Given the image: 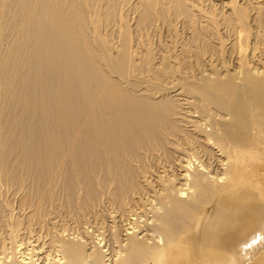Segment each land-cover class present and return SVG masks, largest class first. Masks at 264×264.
I'll return each mask as SVG.
<instances>
[{
    "label": "bare ground",
    "instance_id": "obj_1",
    "mask_svg": "<svg viewBox=\"0 0 264 264\" xmlns=\"http://www.w3.org/2000/svg\"><path fill=\"white\" fill-rule=\"evenodd\" d=\"M101 1L88 21L103 15ZM191 1V17L170 20L191 38L194 24L216 29L239 66L226 80L201 67L158 76L166 48L156 55L143 37L169 23L160 0L118 2L139 14L133 42L117 24L98 34L83 25L85 0H0V30L21 32L0 60V264H244L264 254V43L247 51L233 0ZM238 1L252 17L264 8ZM248 53L256 66L243 67Z\"/></svg>",
    "mask_w": 264,
    "mask_h": 264
},
{
    "label": "rangeland",
    "instance_id": "obj_2",
    "mask_svg": "<svg viewBox=\"0 0 264 264\" xmlns=\"http://www.w3.org/2000/svg\"><path fill=\"white\" fill-rule=\"evenodd\" d=\"M86 2L85 3H82L81 2V6L79 5V8H81L80 10L82 11V12H80V10H78V13H79V15L80 16H82V20H83V25L84 24H88V29L89 30H92V29H94V31H95V33L96 34H98V32H100V30L101 29H103V27H104V25L106 24V23H104V22H106V21H108V22H111V23H113V24H117L118 26V31H120L121 29V32H118V35L120 34V37L123 39L122 41H126V40H124V39H131V41L133 42V40H134V36H136V35H141V29H140V27H139V22H138V17H139V14H136L135 15V13H133V12H130L129 14H126L125 12L123 13V10H122V4H119L118 2H120L121 0H100L101 2H102V4L100 3V7H102L101 8V12H102V14L103 15H100V14H96V15H94V14H92L91 16H89L90 17V19H91V21H88L86 18H87V13L88 12H90V11H92V7L94 6V4H95V2H96V0H85ZM175 1H177L176 2V8L175 7H173V4H172V2H169L168 4L166 3V2H163V0H160V6H161V8H160V10L162 9V7L164 8V9H162L161 11H162V13H160V10H158V8H159V3H156V7L157 8H155L154 9V11H155V13H154V17H155V19H161L160 17L161 16H159V15H157V14H159L160 13V15L162 14V18L164 19V20H166V21H168L169 23H167V25H164L163 27L162 26H159V30H157V31H153V30H151V28H149L148 30H149V32L147 33L148 35H146V37H143L144 39L146 38V40H145V44H146V46H148L147 48L149 49V50H153V52L156 54L157 52H158V54L161 52L162 53V51H159V50H165V48H166V50L162 53L163 54V56H161L162 54H160V59L162 58V60L160 61L161 62V64L163 65V63L165 64V65H161L160 64V66H162L161 68H163V69H165V70H163V71H161V69H160V71H159V68H158V73L159 74H161V72H162V74L161 75H159L158 74V76H160V78L163 76V78L164 79H168V78H170V77H176V74L175 73H177V76H179L180 75V72L182 73V71H185L186 69L187 70H189V72H191L190 70H192L191 68H193V70L195 71V73L193 72V70H192V72L194 73V75H193V73H192V77L193 76H195L196 77V74H197V72L199 71V69H200V67L202 68V69H206V71H205V79H206V76H207V78L211 75V78H213L214 76H218V75H216V74H219V77L221 78V79H223V80H226L227 78V76H226V70L228 71L227 72V75L228 76H230V77H232L233 75H234V71H236V68L238 69L239 68V66L237 67V65H235V61H233V58L229 55V51H226V50H224L223 49V46L221 45V44H218V46H216L217 45V43L218 42H216V39H214L213 37V35L212 34H210V33H213L214 32V30H215V32H216V29L214 28V27H207V30H206V28H205V34L203 33V31H200L199 29H200V26L198 25V24H194L195 26V28H193V31H195V30H197V31H195L196 33H198V35H196V33L195 32H193L194 34H192L193 36H192V38L194 37V38H196V39H192L191 38V36H188L187 34H185V32L183 31L184 29L181 27L180 28V24H176V22H172L170 19L172 18V20H173V17L174 16H176V14H181V15H183V16H186V17H191L193 14H194V12L195 11H193V10H195L194 9V7H191V5H190V3H192V1L191 0H175ZM186 1H187V3H186ZM216 1V0H215ZM103 2H105V4L103 3ZM112 2H113V4H112ZM163 2V3H162ZM202 2H204L203 0L201 1V0H199L197 3L199 4V8H201V7H203V4H200V3H202ZM111 4V6L109 5V4ZM178 3V4H177ZM186 3V4H185ZM108 4V8H106L107 5ZM141 4V3H140ZM143 4V3H142ZM172 4V5H171ZM88 5H89V7H88ZM119 5V6H118ZM174 5V6H175ZM236 5V6H235ZM106 6V7H105ZM116 6V7H115ZM232 6H234L235 7V9H234V13L236 14V12L238 11V9L240 8V10L237 12V14H239V15H235L234 17H235V19H236V21H237V19H238V24H239V26H240V29H242V27H243V29H242V34L244 35V36H246L247 35V51H251V49L253 50V49H255V48H257V47H260V46H262V44L261 43H264V42H260V41H264V15H261V14H263L262 13V11L264 12V8L262 9V10H260V12L258 13H256L254 16L255 17H252L251 15H252V13L251 12H249V10H247L245 7H243V6H241V3L238 1V0H233L232 1ZM105 7V8H104ZM114 7L116 8V11H115V9H114ZM239 7V8H238ZM241 7H242V9H241ZM91 8V9H90ZM106 9V11L104 12V10H102V9ZM118 8V9H117ZM204 8H206V7H204ZM236 8H237V10H236ZM209 9V8H208ZM211 10H212V12H214L213 10L215 9H217V7L216 8H210ZM6 11H5V14H3L2 15V17L0 18V21H2V19L3 18H6V16H7V12L9 11L8 10V8L6 7V9H5ZM16 10V9H15ZM90 10V11H89ZM157 10V11H156ZM191 10H192V12H191ZM241 10H243V11H241ZM110 11H112L111 13H110ZM178 11V12H177ZM189 11V12H188ZM109 12V13H108ZM115 12V13H114ZM120 12V13H119ZM166 12V13H165ZM248 12V13H247ZM104 13H107V15L105 16V14ZM114 13V14H113ZM193 13V14H192ZM116 14V15H115ZM122 14V15H121ZM247 14H249V15H247ZM138 15V16H137ZM11 16H13L12 18H11ZM8 15V17L10 18V19H12V21H14V20H16L17 19V16H18V10H16V12H12V15ZM114 16V17H113ZM121 16V17H120ZM159 18H158V17ZM237 16V17H236ZM257 16V17H256ZM119 17V18H118ZM227 17V18H226ZM234 17H231V16H228L227 14H225V21H226V19H227V21H226V23H228L229 21V23H232V22H235V19H234ZM243 17V18H242ZM228 18H230V20L228 19ZM241 18V19H240ZM262 18V19H261ZM239 19L243 22L244 21V23H243V26L241 27V25H242V22L241 21H239ZM243 19V20H242ZM86 20L88 21V23L86 22ZM111 20H113V21H111ZM119 20H121V22L119 21ZM254 20V21H253ZM260 20V21H259ZM263 20V21H262ZM9 21V19L7 20V21H5L4 23H7ZM257 21V22H256ZM116 22V23H115ZM259 22V23H258ZM112 24V25H113ZM171 24V25H170ZM126 26L127 25V27H124V26ZM121 26H122V28H121ZM198 26V27H197ZM259 26V27H258ZM119 27L121 28L120 30H119ZM123 27H124V29H123ZM168 27V28H167ZM178 27V28H177ZM175 28V29H174ZM199 28V29H198ZM136 29H137V31H136ZM139 29V30H138ZM177 29V30H176ZM195 29V30H194ZM124 30V31H123ZM141 30V31H140ZM174 30V31H173ZM201 30H202V28H201ZM204 30V29H203ZM260 30V31H259ZM262 30V31H261ZM130 31V32H129ZM152 32V33H151ZM175 32V33H174ZM210 32V33H209ZM21 32H19L18 31V33L17 32H11V26H10V24H8V25H6V26H3L2 27V30H0V60H2L3 61V56H4V54L6 53V58H7V60H9V59H12L13 57H10V54H9V52L11 51V48L12 47H14V40L17 38V36H18V34H20ZM138 33V34H137ZM150 33V34H149ZM200 33H201V35H200ZM204 35H203V34ZM136 34V35H135ZM211 35V37L213 38H211L210 36H207V35ZM214 34V33H213ZM10 36L9 38H7V36ZM127 35V36H126ZM131 35V36H130ZM178 35V36H177ZM205 36V37H203V36ZM258 35L260 36V37H258ZM196 36H199L198 38L196 37ZM222 42H224V40L225 39H227L226 38V36L224 37V35H221V33L219 32L217 35H216ZM203 37V38H202ZM208 37H210V38H208ZM206 38V39H205ZM256 38V41L254 40ZM212 39V40H211ZM205 40V41H204ZM150 43V45H149V43ZM190 41H191V44H190ZM221 41H220V43H221ZM258 41V42H257ZM129 42H130V40H129ZM255 42V43H254ZM216 43V44H215ZM174 44V45H173ZM179 44V45H178ZM254 44V45H253ZM163 46V48H162V46ZM178 45V46H177ZM181 45V47L183 46V48L184 49H186L187 50V52H189L188 54H190V55H193V56H190V60H189V55L188 56H184V54H180V56L181 57H179V55H177L176 53L178 52L177 50L179 49V46ZM210 45V46H209ZM175 46L177 47V49L175 48ZM264 46V45H263ZM154 47V48H153ZM160 47H161V49H160ZM180 47V48H181ZM209 47V48H208ZM151 48V49H150ZM153 48V49H152ZM194 49V50H192V49ZM159 49V50H158ZM176 49V51H174V50ZM192 50V51H191ZM207 50V51H206ZM156 51V52H155ZM176 52V53H175ZM190 52H192V54L190 53ZM193 52H194V54L196 55V56H194V54H193ZM205 52V55H203V53ZM206 52L207 53H209V54H206ZM252 52V51H251ZM197 53V54H196ZM158 54H156V55H158ZM176 54V55H175ZM201 55V57H200V55ZM211 54V56L213 55V62L211 63V61H210V63H209V66H207V65H205L206 63V61L205 60H207L206 58L208 57V55H210ZM165 55L167 56H169L168 58L170 59V61L172 62V60L171 59H173L175 56H177V57H175V58H177V59H175V60H173V62L174 61H176L177 62V60L178 59H180V62L178 61L177 62V68H175L176 66V63H173L172 62V66H173V64H174V66L175 67H171V66H169V65H171V62H168L169 61V59H168V61H167V57L164 59V57H165ZM175 55V56H174ZM172 56H174L173 58H172ZM182 56H184V58L186 57V62L183 60L184 58L182 57ZM179 57V58H178ZM194 57V58H193ZM197 59H196V58ZM202 57H204L205 58V60H204V58H202ZM247 57L248 58H246L245 60H244V66L243 67H246V65H248V66H252L253 64H254V62H252L253 61V59L251 58V54L250 53H248V55H247ZM191 58H193V59H195V60H197V61H192V59ZM216 58V59H215ZM250 58V59H249ZM163 59H164V61H163ZM198 59H201V60H198ZM231 59H232V61H231ZM249 59V60H248ZM162 61H163V63H162ZM184 61V62H183ZM190 61V62H189ZM192 61V62H191ZM202 61V62H201ZM253 63H251V62ZM166 62V63H165ZM182 62H183V64H182ZM189 62V63H188ZM201 64H200V63ZM204 62V63H203ZM220 62V63H219ZM167 63H169L168 65H167ZM185 63H187V64H185ZM178 64H179V66L180 67H178ZM197 64V65H196ZM199 64V65H198ZM204 64V65H203ZM213 65V67H215L214 69H210V68H212V65ZM220 64V65H219ZM167 65V66H166ZM183 65V66H182ZM185 65V66H184ZM204 66V67H202V66ZM211 65V66H210ZM196 66H199L198 67V70H197V67ZM236 66V67H235ZM247 66V67H248ZM253 66H256V64L255 65H253ZM167 67V68H166ZM183 67H184V69H183ZM186 67V68H185ZM190 69H189V68ZM208 67V68H207ZM216 67L218 68V71H217V69H216ZM260 67V66H259ZM180 68H182L183 70H181ZM224 68H226V69H224ZM228 68H229V70H228ZM262 68V67H261ZM0 69H1V67H0ZM181 71H180V70ZM196 69V70H195ZM221 69V70H220ZM171 70V71H170ZM215 70H216V72H215ZM223 70H225V72L223 71ZM165 71V72H164ZM178 71H180L179 73H178ZM215 73H214V72ZM229 71H231V72H229ZM208 72V74L209 73H212V74H207L206 75V73ZM164 73V74H163ZM190 73V74H191ZM230 73L232 74V75H230ZM261 77H263L264 76V68H263V70H261ZM170 76V77H168V75ZM173 75V74H175V75H173V76H171V75ZM179 74V75H178ZM225 74V75H224ZM182 75V76H181ZM180 75V77H182V80L184 79L183 78V74H181ZM221 75V76H220ZM213 76V77H212ZM224 76H225V79H224ZM168 77V78H167ZM198 78L199 77H201V76H197ZM204 78H201V79H204ZM229 78V77H228ZM192 80L194 79V78H191ZM191 79H189V82H192L191 81ZM3 100V99H2ZM30 178H28V180H26L25 182L28 184V182L30 183ZM28 181V182H27ZM25 183V184H26ZM6 188V186H3L2 187V189H5ZM13 188L16 190L17 188L16 187H13V186H10L9 187V189L10 190H13ZM14 190V191H15ZM18 191V190H17ZM19 192H25L24 191V188H23V191H19ZM21 193H20V195H18L16 192L14 193V198L12 197V199H10L11 201H13L12 202V204H13V206L15 205V206H17V202H19L20 200H19V197L21 196ZM18 195V196H17ZM80 196H81V193H80ZM15 197H16V199H15ZM18 198V199H17ZM60 199H61V196L59 197ZM14 199H15V201H14ZM60 199L58 200V201H60ZM102 199H104L103 198V196H102ZM19 200V201H18ZM63 200V199H62ZM102 202H103V200H102ZM14 206V207H15ZM264 241V240H263ZM264 264V254L262 255V256H255V257H253V258H248L247 257V261L245 260V262H244V264Z\"/></svg>",
    "mask_w": 264,
    "mask_h": 264
}]
</instances>
